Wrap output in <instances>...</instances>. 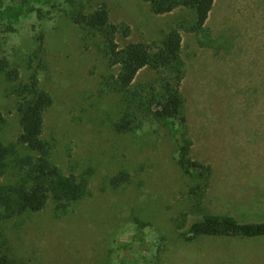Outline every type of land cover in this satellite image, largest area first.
<instances>
[{"label":"rangeland","instance_id":"1","mask_svg":"<svg viewBox=\"0 0 264 264\" xmlns=\"http://www.w3.org/2000/svg\"><path fill=\"white\" fill-rule=\"evenodd\" d=\"M81 1L106 3L114 23L130 26L128 36L118 35L121 45L160 41L170 27L196 18L190 8L155 15L145 0ZM30 3L39 7L42 0H18L1 13L2 23L29 21L0 36V49L26 81L33 27L45 32L48 69L40 78L54 103L44 137L54 162L65 174L86 178L90 193L67 214L58 216L51 202L42 212L7 221L13 256L27 264H264V238L186 242L180 235L205 214L264 220V130L255 127L264 122V0H215L203 33L182 30L192 156L212 166L210 188L201 196L191 190L197 174L178 164L175 127L146 123L117 133L107 117L117 115L119 97L101 95L100 81L118 68H110L98 41L84 48L80 29L67 17L40 20L27 10ZM154 75L144 69L138 81ZM9 87L0 75V111L8 117L1 135L14 141L21 127ZM122 172L131 181L114 187L111 178Z\"/></svg>","mask_w":264,"mask_h":264},{"label":"trees","instance_id":"2","mask_svg":"<svg viewBox=\"0 0 264 264\" xmlns=\"http://www.w3.org/2000/svg\"><path fill=\"white\" fill-rule=\"evenodd\" d=\"M80 0H42L39 7L28 5L38 19L67 17L82 34L84 48L98 41V48L110 68H118L101 76V95L119 97L117 115L107 117L120 134L134 132L146 123L170 124L176 129L178 164L185 174L198 181L192 194L204 195L210 188L212 166L192 156L193 140L189 135V119L183 83L186 64L182 56V30L200 34L213 11L215 0H145L155 15H164L180 8L195 10V21L188 26L174 25L160 40L128 42L121 45L118 35L131 32L126 23L111 20L106 3L87 6ZM18 0H0V15ZM27 3V1H25ZM6 8V9H5ZM5 9V10H4ZM20 23H2L0 36L15 33ZM29 21V20H28ZM19 23V24H18ZM36 46L30 53L26 81L11 63L7 51L0 49V75L11 84L9 95L17 99L16 112L21 131L16 140L6 141L1 135L8 117L0 111V264H27L13 256L5 223L11 219L44 211L52 202L58 216L67 214L73 205L88 197L89 182L75 173L65 174L52 159V146L44 137L45 114L54 103L50 91L42 86L40 74L48 69L44 59L46 34L33 27ZM1 43V42H0ZM155 73L147 81H138L142 70ZM196 178V177H194ZM131 181V174L122 172L111 178L114 187ZM186 242L199 237L259 239L264 238V220H240L229 214H205L196 218L181 232ZM154 260L153 264H156Z\"/></svg>","mask_w":264,"mask_h":264},{"label":"crops","instance_id":"3","mask_svg":"<svg viewBox=\"0 0 264 264\" xmlns=\"http://www.w3.org/2000/svg\"><path fill=\"white\" fill-rule=\"evenodd\" d=\"M262 125H255L256 128H262L264 130V122H259Z\"/></svg>","mask_w":264,"mask_h":264}]
</instances>
